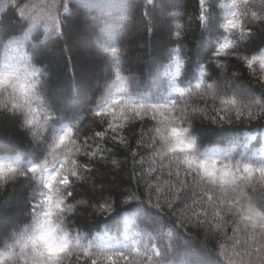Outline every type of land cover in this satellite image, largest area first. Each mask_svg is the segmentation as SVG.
<instances>
[{
	"label": "trees",
	"instance_id": "trees-1",
	"mask_svg": "<svg viewBox=\"0 0 264 264\" xmlns=\"http://www.w3.org/2000/svg\"><path fill=\"white\" fill-rule=\"evenodd\" d=\"M17 2L23 9L24 15L31 18L25 23L23 30L17 23L20 9L13 7ZM137 2L141 5L140 9L134 12L130 10L121 27L114 30L116 44L122 48L119 62L120 79H117V69L113 66L111 58L100 50L99 44L93 43L96 33L102 37L106 36V33L101 32L100 29L105 26V22H111L102 12L90 11L82 0H71V3L80 10L82 19L91 20L92 16H96L99 17V21L94 30H88L84 24H80L77 30L73 27V21L62 20L67 25L64 28L65 36L63 39H58L51 30L48 17L60 15L62 18L66 15L59 7L61 0H0V36L6 37L0 41V69L5 64H11L19 70L18 74L22 80L30 68L46 69L47 93L73 115L71 124L74 127L79 128L84 135H91L95 131L102 130V127H106L101 125L99 118L94 117L89 111L94 102L115 101L119 105L115 109L119 116L123 107L120 102L121 100L127 102L129 91L147 98L158 91L161 95L171 91L170 88L161 90L160 86L166 84L172 72L175 71V65L171 63V60L175 58L172 50L179 45L174 42L173 33L179 25L182 33L180 43L183 45L180 59L185 62L180 69L181 77L187 70L188 78L194 84L196 79L200 78L199 66L203 65L205 84L220 85L221 96L225 99L236 98L239 103L240 97L232 95L234 90L250 93L257 98L264 94V85L258 84L257 76L253 75L254 72L259 74V64L256 63L253 69H249L238 58L243 56L245 46L254 50L251 54L264 49V22L249 21L252 36L250 40L245 39L239 52H230L229 55L211 59L214 46H218L213 39L217 25L214 24L207 31L200 27L196 19L197 0H179V7L168 10L177 12V16L161 17L157 10L155 19L143 16L144 0H137ZM233 3L237 5L236 8L231 7ZM253 3L258 6L260 0H253ZM242 7L241 0H216L218 23H223L225 17H230L233 11L239 14ZM220 31L223 30L220 29ZM24 32L28 33L26 39ZM224 34L228 35V33ZM13 41H23V47H18ZM102 42L106 43V41ZM66 46L70 49L69 51H65ZM170 53L171 56H169ZM189 80H185L179 86L187 87ZM192 100L195 107L200 109V113L194 115L184 124V127H187L190 135L197 140L201 152L211 159H217L218 165L241 161L258 166L259 162L264 161V121L249 122L247 119L236 121L232 111L231 123L227 119L224 121L217 119L213 123L211 120V116L215 114L213 110L225 107L221 104V97L214 98L209 91L206 94L202 93L201 96L193 93ZM10 102L8 94L0 88V106ZM161 111L169 112L171 115L169 110ZM46 114L41 103L34 102L33 110L29 115L34 124L33 131L41 130L45 126ZM165 119V116L158 115L157 119L153 120L149 113L148 117L126 123L123 135L130 142L131 150L109 142L108 146L113 149L112 155L107 156L106 161L96 162L95 171L91 176L86 181L77 182L74 187V196L69 202L75 206V210L72 213H66L68 217H71L69 220V224L73 226L71 234L83 237L82 243L87 244L91 241L94 245L93 255H99L100 248L111 247L119 242L121 246L128 245L132 264H138V262L142 264L143 247L141 245L133 247L130 244L133 240H143L146 232L151 231V227L145 223L143 217L139 220L135 219L132 216L134 209H129L128 212L101 215L93 205L102 197L108 196L109 192L116 193L129 186L135 189L134 182L129 184L134 168L137 172L144 173L141 179V191L144 192L145 199L147 198L145 188L148 183L155 184L156 176H161V183L163 182L170 164V160L165 155L166 149L161 150V146L157 145V151L153 153L147 145L152 143L155 135L149 129H154L158 121ZM120 122L123 123V121ZM141 130L146 133L143 137L145 146L139 149L134 163L132 153L137 152ZM83 138V136L80 137V139ZM103 146L101 143V147ZM0 147L7 148L8 154L18 157L21 162L33 160L40 154V149L33 141L32 133L21 128L18 121L10 115H4L2 108H0ZM58 158L63 159L59 155ZM112 160H116L119 167L113 165ZM48 161V167L51 168L55 162L54 158L49 156ZM228 179L231 177L229 176ZM36 191V187L23 178L15 182L9 181L6 189L0 188V235L6 234L10 237L6 241L7 244H15V247L9 249L11 257L8 258L7 264H37L39 259L32 252L30 243L27 248L24 247L27 238L36 229L29 207L30 197ZM225 191L226 189L219 185L213 187L211 194L216 196L217 203ZM229 198L239 200V203L233 206V212L226 211L227 201L221 206V217L214 218V210L212 208L207 210V218L214 224L220 225L211 242L206 239L205 232L194 224L179 229L180 235L174 240L169 241L165 237L163 242H171L179 246L183 244V237L186 235L191 239L190 248L199 247L210 253V257L206 258L210 259L212 264H216L217 261L219 264H229V260L220 255L219 245L223 243L226 254L231 256L234 264H248L249 259L251 264H258L255 256L251 258L245 256L244 242L253 232L251 227L253 223L257 224L255 231L257 233L261 231L259 217L255 212L248 211V208L251 205L256 212L264 211L261 207L264 205V179L258 172L253 171L251 183L247 186L241 184V192L230 195ZM122 199L123 197H118V205ZM81 201L84 203H79ZM240 208L244 210L238 211ZM196 211L204 215L203 209L197 207ZM163 215L166 220L175 221L176 219V216L168 214L167 208L164 209ZM59 223L60 221L54 217L53 224ZM237 240L240 243L233 248ZM254 248L255 245H253V251ZM4 252L5 247L0 245V254ZM4 259L5 257L0 255V264H3Z\"/></svg>",
	"mask_w": 264,
	"mask_h": 264
},
{
	"label": "snow or ice",
	"instance_id": "snow-or-ice-1",
	"mask_svg": "<svg viewBox=\"0 0 264 264\" xmlns=\"http://www.w3.org/2000/svg\"><path fill=\"white\" fill-rule=\"evenodd\" d=\"M241 2L243 7L239 14L233 11L230 17H225L223 23H218L216 0H197L196 19L200 27L207 31L214 24L217 25L213 39L215 45L218 46H214L211 59L229 55L230 52H239L245 39L250 40L252 36L249 21L264 22V0H260L258 6L253 3V0H241ZM82 3L90 11L99 10L110 19L111 22H105V26L100 29L101 32L106 33V36L102 37L96 33L93 43L99 44L100 50L111 58L113 66L117 69V79H120L119 62L122 48L116 44L114 30L121 27L130 10L133 12L139 10L141 5L137 0H82ZM13 7L20 9L17 23L23 30L25 23L31 18L24 15L19 2ZM59 7L66 15L62 18L60 15L48 17L51 30L58 39H63L65 36L64 28L67 25L62 20L73 21V27L77 30L80 24L86 25L88 30H94L97 26L99 17L92 16L91 20L82 19L80 10L71 3V0H61ZM177 7H179V0H144L143 16L155 19V14L159 10L161 17L165 15L175 17L178 13L168 10ZM231 7L236 8L237 5L233 3ZM252 8L256 10L250 11ZM27 35L28 33L24 32L25 39ZM173 36L174 42L179 45L172 50L175 58L171 60V63L175 65V71L172 72L170 80L160 86L161 90L170 88L171 91L165 95H161L158 91L150 98L129 91L127 102L124 100L120 102L123 107L119 116L115 111L119 105L115 101L111 103L94 102L89 111L94 117L99 118L101 125H106V127H102V130L95 131L91 135H84L79 128L74 127L71 124L73 115L47 93L46 69L30 68L23 80L18 74L19 70L11 64H5L0 69V88L4 89L11 101L0 106L2 113L16 119L26 132H31L33 141L40 149V154L35 159L21 162L18 157L8 154L7 148L0 147V154H3L0 155V188L6 189L9 181L15 182L23 178L37 189L29 200L30 215L33 217L36 229L24 244L25 248L29 243L31 244L32 252L39 258L37 264H73V261L75 264H132L128 245L121 246L119 242L111 247L100 248V254L93 255L94 245L91 241L85 244L82 243L83 237L80 235L72 236L73 226L69 224L71 217H68L66 213H72L75 210V206L69 201L74 196L73 189L77 182L86 181L95 171V163L106 161L107 156L112 155L113 149L108 146L109 142L131 150L130 142L123 135L126 123L148 117L149 113L153 120H156L158 115L166 117L164 121H158L154 129H149L155 135L147 148L153 153L157 151V145L161 146V150L166 149L165 155L170 160L167 176L163 178L162 183V177L156 176L155 184L146 185L147 198L145 199L144 192L141 191V179L144 173L137 172L134 168L129 184L134 182L135 189L129 186L116 193L109 192L108 196L102 197L93 205L101 215L128 212L129 209H134L132 216L135 219L139 220L143 217L145 223L151 227V231L146 232L143 240L132 241L133 247L137 245L143 247L142 264H212V261L206 258L210 257L209 252L199 247H189L190 237L185 235L183 244L179 246L171 242H163L164 238L167 237L169 241L174 240L180 235L179 229L194 224L205 232L206 239L211 242L220 225L214 224L207 218L208 208L214 210V218L221 217V206L227 201L226 211L233 212V206L238 204L239 200L230 199L229 196L239 194L241 184L247 186L251 183L253 171L258 172L264 179V161L259 162L258 166L241 161L218 165L217 159H211L199 150L197 140L190 135L189 129L184 127V124L189 122L194 115L200 113V109L195 107L192 100L193 93L201 96L202 93L206 94L211 91L214 98L221 97V104L225 107L213 110L215 113L211 116L213 123L217 119L220 121L227 119L231 123L230 113L232 111H234L236 121L244 119L249 122L264 121V94L257 98L250 93L234 90L232 95L240 97L239 103L236 98L225 99L221 96L220 85L205 84L203 65L199 66L200 78L196 79L194 84L189 80L187 70L181 77L180 69L185 62L180 59L183 45L180 43L182 33L179 25ZM3 39L6 37L0 36V41ZM13 42L18 47H23V41ZM69 50L66 46L65 51ZM253 51L245 46L243 56H238V58L249 69H253L256 63L259 64V74L254 72L253 75L257 76L258 84L264 85V49L251 54ZM171 55L170 53L169 56ZM185 80H189L187 87H180L179 85ZM37 101L45 108L46 123L41 130L33 131L34 124L29 115L33 110L34 102ZM162 109L169 110L171 115L169 112H162ZM205 118L208 117L205 116ZM139 135L141 139L137 144V152L132 153L134 163L139 149L145 146L143 137L146 133L141 130ZM81 136L84 138L80 139ZM58 155L63 159H59ZM49 156H52L55 161L51 168L48 167ZM112 164L119 167L116 160H112ZM229 176L231 179H228ZM217 185L226 189L219 203H217L216 196L211 194L213 187ZM118 197H123L119 205L117 204ZM197 207L203 209V216L201 212L196 211ZM261 207L264 208V205ZM165 208L168 209L169 215L176 216L175 221L165 219L163 215ZM153 209L155 211H152ZM243 210L240 208L238 211ZM248 211L255 212L259 217L261 231L257 233L255 231L257 224H252L253 232L244 242L245 256L248 258L255 256L258 264H264V211L256 212L251 205ZM54 217L60 221L59 224H53ZM8 239L10 237L6 234L0 235V245L5 247V252L0 254L5 257L3 264H7L8 258L11 257L9 249L15 247V244L6 243ZM239 243L240 241L237 240L233 248ZM253 245H255L254 251L252 250ZM219 248L220 255L228 259L229 264H234L231 256L226 254L225 245L220 243ZM216 264H219V261ZM248 264H251L250 259Z\"/></svg>",
	"mask_w": 264,
	"mask_h": 264
},
{
	"label": "rangeland",
	"instance_id": "rangeland-1",
	"mask_svg": "<svg viewBox=\"0 0 264 264\" xmlns=\"http://www.w3.org/2000/svg\"><path fill=\"white\" fill-rule=\"evenodd\" d=\"M130 245H131V246H133V244H132V243H131ZM135 247H136V246H135Z\"/></svg>",
	"mask_w": 264,
	"mask_h": 264
}]
</instances>
